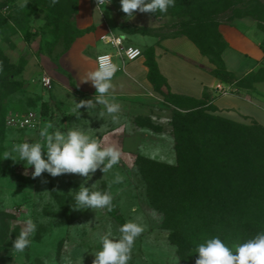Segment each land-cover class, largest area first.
<instances>
[{"label": "rangeland", "instance_id": "rangeland-1", "mask_svg": "<svg viewBox=\"0 0 264 264\" xmlns=\"http://www.w3.org/2000/svg\"><path fill=\"white\" fill-rule=\"evenodd\" d=\"M77 30H89L82 46L87 55L97 54L96 47H103L98 45L101 38L112 32L126 36L132 44L135 38L142 44L141 36L163 40L184 34L205 38L215 31L223 38V33L248 34L262 55L256 72L264 69V0H176L167 13L136 11L129 19L119 0H58L55 5L51 0H0V264H92L101 248L100 237L109 230L118 237L120 226L128 221L145 229L134 243L129 264H195L196 246L206 238L218 236L230 246L251 238L239 229L249 226L247 223L264 226V207L253 213L244 208L243 218L235 221L236 211L232 212L234 219L230 218L231 230L227 232L221 221L216 230L208 226L205 220H214L211 214L206 219L202 215V223H193L187 216L196 210L197 201L215 212L222 204L221 196L234 185L264 187V126L241 114L237 119L226 117L214 104L218 95L212 93L206 105L170 104L159 94L144 96L139 109L128 105L122 116L101 109L78 110L75 102H79L62 95L57 86L66 85L70 92L84 94L79 87L83 80L60 63ZM145 48L141 49L145 52ZM137 65L121 64V73ZM247 74L238 75V83L229 84V92L246 103L240 112L264 124V82L244 88L250 85L243 79ZM44 78L51 80L50 86L43 85ZM10 80L20 86L14 92L4 89ZM196 111L242 128L208 130L199 123L192 132L194 138L188 140L191 145L187 144L184 127L197 123L186 116ZM25 118H30L34 127L9 124L12 119ZM47 123L61 125L65 131L76 124L90 135L104 137L106 145L119 147V164L105 174L98 169L85 184L94 185L92 190L110 191L114 198L111 210H73L76 190L85 177L43 173L33 179L34 168L24 161L3 160V152L13 144L37 141ZM102 124L103 132L96 129ZM171 167L178 169L176 174L171 173ZM116 172L125 177L123 183L111 184ZM193 173L197 181L188 191ZM177 175H185L186 182L177 185ZM181 192L188 198L181 201ZM28 218L37 224L32 244L23 253H13L12 242Z\"/></svg>", "mask_w": 264, "mask_h": 264}, {"label": "clouds", "instance_id": "clouds-1", "mask_svg": "<svg viewBox=\"0 0 264 264\" xmlns=\"http://www.w3.org/2000/svg\"><path fill=\"white\" fill-rule=\"evenodd\" d=\"M110 2V0H109ZM121 11L127 18H133V13H167L170 7H175L176 0H119ZM52 5L58 0H51ZM0 66V71H2ZM119 66L111 61L108 55L98 58V66L89 71L85 82H91L96 89L92 99H83L76 103V108L94 110L97 105H104L108 114L120 112L121 105L111 96L112 79ZM103 115V113H101ZM113 119H116L115 115ZM63 126L47 123L38 133V140H25L15 143L3 152V160L13 163L24 161L28 167H33L32 178L41 177L48 173L51 177L64 174H78L85 181L76 190L73 210L104 209L111 210L113 195L108 190H92L85 187L98 169L107 173L118 165L122 152L113 143H107L104 137L98 138L76 124L62 130ZM51 130V131H50ZM125 177L119 172L114 174L111 184H121ZM111 186V185H110ZM16 239L12 242L13 253H23L32 244V237L37 230V224L28 218L23 221ZM144 226L136 221H128L119 228L120 235L114 236L109 230L100 237L101 248L94 254L92 264H129L132 258L133 246L136 239L144 232ZM195 264H264V230L234 246L228 245L220 237L206 238L197 244Z\"/></svg>", "mask_w": 264, "mask_h": 264}, {"label": "crops", "instance_id": "crops-1", "mask_svg": "<svg viewBox=\"0 0 264 264\" xmlns=\"http://www.w3.org/2000/svg\"><path fill=\"white\" fill-rule=\"evenodd\" d=\"M111 34L122 35L116 32H112ZM236 34L239 33L236 32ZM89 35L87 33L74 42V45L70 47L66 55L62 56L60 61L64 70L76 73L77 79L80 78V81L83 80L79 87H82L84 94L79 95L73 91L70 92L68 86L56 83L62 95L70 97L77 102L83 99H92L96 94V89L92 86L91 82H85L87 73L97 68L96 57L103 53H114L113 49L105 45L102 41L101 43L99 41L98 45L102 44L103 47L102 49L99 48L100 46L96 47L97 54H84L82 46ZM223 36L229 45L222 54L227 69L236 76L243 73L256 72L262 59V55L257 51V43L248 34L239 36L230 32L229 34L223 33ZM140 39L143 45L139 43L140 41L137 38L133 39L134 43L132 44L127 37L126 44L139 49L146 47L145 50L150 48L154 51L158 69L166 78L170 91L173 94L197 100L204 99L206 94H216L218 97L214 100V104L219 112L226 115V117L237 119L241 114L242 116L254 119L264 126L255 117L240 112L241 107H246V103H244V100L242 101L240 96L231 94L230 92L226 95L220 94L218 90L219 86L228 91L231 86L220 81L207 71V69L213 68V65L187 37L159 40L141 36ZM142 51L144 52V50ZM114 60L119 66V70L112 79V88L109 94L115 97V101L121 105L120 112L116 114L122 116V109H128L129 106H131L130 109H139L141 106V98L148 95L154 96L157 93L149 81V71L145 64L144 55L142 58L132 62L133 64L138 63V65L133 67L128 73H121V64H124L116 57ZM252 92L255 95V90H252ZM95 109H101L104 113H107L104 105L98 104ZM258 112L262 115L261 111L258 110ZM98 126L101 128H97L96 126L98 131H105L103 124ZM120 132H122V128H120Z\"/></svg>", "mask_w": 264, "mask_h": 264}, {"label": "trees", "instance_id": "trees-1", "mask_svg": "<svg viewBox=\"0 0 264 264\" xmlns=\"http://www.w3.org/2000/svg\"><path fill=\"white\" fill-rule=\"evenodd\" d=\"M87 33H89V30H77L76 36L72 40L71 44L69 45L68 50L70 49L71 45L75 42L76 38L82 37L83 35ZM183 36L187 37L200 50V52L209 59L210 63L213 65V68L207 69V71L211 75H213L214 77L218 78L220 81L227 83V84L238 83V80H239L238 76H236L233 72L227 69L225 62L222 58L223 52L229 47V45L218 31L211 32L205 38L203 37L197 38V37H193L188 34H184ZM143 55L145 57V64L149 71V74H148L149 81L152 84L155 92L159 94L164 99V101L170 104L179 103L181 101H186V102L201 103L202 105H206L205 101H206V98L208 97V94H206L204 99L202 100H197V99L189 98L186 96H180V95L173 94L170 91L166 78L160 73L158 69L154 51L150 48L146 49L145 52H143ZM243 79L246 80L250 84L248 87H244V88L251 89L252 85L264 82V69H259L257 72H251L247 74L246 76H244ZM19 87L20 86L18 85V83L10 80L5 85L4 89L9 90V92H14ZM186 117H188L190 120H193V123H197L195 125H190V127L189 125L187 127H184V129H186L185 133L188 137L186 142L187 144H190V145H191V142H189L188 140H191V138H194V134H192V132L195 131L194 130L195 126H197L199 123H201L200 125H203L209 128L208 130L213 128V129H219V130L228 132L236 128L237 129L242 128V126L237 123H233L221 117L210 115L206 111H196L190 115H187ZM198 141H199L198 138L194 139L193 144L196 146ZM169 169L171 173H175V174L178 171V169L174 167H171ZM191 176H192L191 180L187 182L188 188L186 190L188 191L193 189L192 185L193 183L197 181L195 173H193ZM186 179L187 177L185 175L184 176L177 175L175 182L178 185L180 182H186ZM227 191L228 192H226L224 196H221L220 203L222 204L218 206V209L215 208V212L210 210V207H208L207 210L206 208L204 209V207L201 205L205 202L197 201V203L199 204H197V208H195L196 210H194L193 212L191 211L188 212L187 220L189 219L190 221L191 219L193 223H199L201 222L200 220L202 218V215L204 219H206L208 217V214H211L210 216L213 217L214 220L206 219L205 222L209 223L208 226H212L211 228L216 230L218 221L219 222L221 221L222 224H225L223 228L227 232L231 230L228 228V226L231 227V224L229 223L230 218L234 219V217H232V212L236 211L237 216L234 219L235 221L242 217V212L244 208L249 207L248 210H250V212L253 213L255 209L264 207V187L263 186H259L257 188H252L251 186H247L245 188V186H242V185H237V186L234 185ZM183 192H186V191H183ZM188 196L189 195L182 194L180 196V200L182 201L183 199L188 198ZM195 196L197 200V197H199L200 194L197 192L195 193ZM213 196L216 198L217 196L216 193H213ZM258 209L256 210L257 212H259ZM251 218L247 217L246 219H251ZM185 219L186 217H184V220ZM207 220L212 222V225H210V222H208ZM193 223H191V225ZM247 224L249 226L245 224L246 226H243L242 229H239L241 233H245L247 236L252 237V235H255L258 231L264 230V226L259 225L258 223L255 224V226L253 225L251 226L250 223H247Z\"/></svg>", "mask_w": 264, "mask_h": 264}, {"label": "built area", "instance_id": "built-area-1", "mask_svg": "<svg viewBox=\"0 0 264 264\" xmlns=\"http://www.w3.org/2000/svg\"><path fill=\"white\" fill-rule=\"evenodd\" d=\"M101 41L109 46L111 49L114 50V53H103L100 54L96 57V67L98 66V58L104 55H108L111 58V61L115 63V57L119 59L123 64L129 63V62H134L138 60L139 58L143 57V51L137 47L127 45L126 44V37L123 35H114V34H107L104 35L101 38ZM117 73V72H116ZM115 73V74H116ZM42 83L45 87L50 86L51 80L49 78H44L42 80ZM218 90L221 95H226L229 93L228 90L221 88L220 86L218 87ZM19 124L21 127H34L32 124V120L30 118H25V120H17V119H12L9 121V124Z\"/></svg>", "mask_w": 264, "mask_h": 264}]
</instances>
